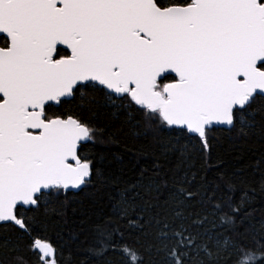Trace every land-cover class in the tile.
<instances>
[{
  "label": "snow or ice",
  "instance_id": "obj_1",
  "mask_svg": "<svg viewBox=\"0 0 264 264\" xmlns=\"http://www.w3.org/2000/svg\"><path fill=\"white\" fill-rule=\"evenodd\" d=\"M100 109L163 162L106 176ZM217 132L258 142L264 176V0H0V264H69L50 230L93 181L120 187L91 256L264 264V224L197 182Z\"/></svg>",
  "mask_w": 264,
  "mask_h": 264
},
{
  "label": "trees",
  "instance_id": "obj_2",
  "mask_svg": "<svg viewBox=\"0 0 264 264\" xmlns=\"http://www.w3.org/2000/svg\"><path fill=\"white\" fill-rule=\"evenodd\" d=\"M94 124L101 134L95 144L88 145V150L106 176L134 183L142 169L151 171L154 163L163 162L157 159L158 152L153 154L149 149L151 138L134 135L123 116L115 118L108 110L100 109ZM216 135L215 147L211 149L206 168L198 173L197 182L204 176L214 182L213 186L218 185L215 191L218 201L230 197L244 209L245 224L258 232L264 224V176L256 167L261 145L254 140H232L220 132ZM170 161L168 167H174L176 157H170ZM202 163L197 161L193 171L200 169ZM119 187L118 183L101 185L93 181L83 191L75 192V199L69 200L62 218L56 217L57 227L54 232L50 230V235L64 246L69 264H106V261L119 264L118 253L109 252L100 259L88 252L95 243L94 226L111 216L114 200L110 196L118 198ZM243 198H246V206L241 203Z\"/></svg>",
  "mask_w": 264,
  "mask_h": 264
},
{
  "label": "water",
  "instance_id": "obj_3",
  "mask_svg": "<svg viewBox=\"0 0 264 264\" xmlns=\"http://www.w3.org/2000/svg\"><path fill=\"white\" fill-rule=\"evenodd\" d=\"M77 191H79V190H75V192H77Z\"/></svg>",
  "mask_w": 264,
  "mask_h": 264
}]
</instances>
